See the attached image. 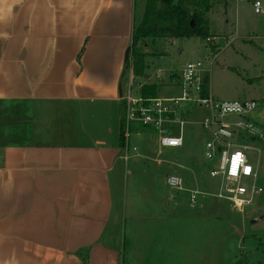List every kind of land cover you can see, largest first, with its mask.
<instances>
[{
	"label": "crops",
	"instance_id": "crops-1",
	"mask_svg": "<svg viewBox=\"0 0 264 264\" xmlns=\"http://www.w3.org/2000/svg\"><path fill=\"white\" fill-rule=\"evenodd\" d=\"M146 3L0 0V264H85L86 249L89 264H135L137 228L155 222L167 237L175 227L181 234L187 219H222V207L164 192L154 173L136 166L142 156L131 154L129 141L124 158L120 108L129 71L121 79ZM172 73L141 83L160 90L179 82L180 72ZM197 170L181 175L186 187L208 191ZM130 224L136 234L128 240ZM185 253L171 249V264Z\"/></svg>",
	"mask_w": 264,
	"mask_h": 264
},
{
	"label": "rangeland",
	"instance_id": "rangeland-1",
	"mask_svg": "<svg viewBox=\"0 0 264 264\" xmlns=\"http://www.w3.org/2000/svg\"><path fill=\"white\" fill-rule=\"evenodd\" d=\"M253 1L212 0L213 7L207 15L211 27L210 42L208 37L195 35L157 37L144 44L138 43V51L146 53V67L144 74L135 77L134 81L141 83L147 81L148 77L149 81H168L172 72L179 73L188 62L203 59L209 71L206 74L211 93L219 100H255L257 107L249 117L260 125L264 133V15L255 13ZM210 52L217 54L212 65L205 58ZM159 69L162 74L157 77ZM126 84L125 81V88ZM179 92L178 82L162 85L159 95L167 96ZM133 93L137 94L135 90ZM208 114L207 109L200 107L194 108L188 114L190 122L182 131L184 144L177 147L162 146L160 135L155 129L136 123H132L128 130L125 127L126 136L127 132L129 133L131 154L139 153L142 156L138 157L136 166L154 173L164 192L171 189L166 183L167 174L177 173L184 176L186 168L191 166L201 169V178L210 185L208 191L217 192L218 179L210 176V162L205 155L208 133L200 124V120ZM261 140L252 144L254 149L249 152L251 162L259 167L258 182L264 189V138ZM134 168L135 163L130 161L126 176L129 170ZM124 181L126 186L127 180ZM204 200L208 203V209L222 207V219H200L191 216V223L187 219L186 223L181 224V234L177 235L179 228L175 227L173 233L167 237L158 235V224L155 222L146 224L144 229L137 228L140 241L135 247L140 258L135 264H163V260L159 259L162 254L167 259L164 264H171L169 251L174 247L180 252H186V259H183L182 255L175 264H233L243 257L248 264H264V230H254V224L251 223L252 219L258 216L264 219V190L244 212L233 209L230 202L217 200L215 197ZM186 207L184 208L187 209ZM207 208L206 211L210 215ZM175 222L174 218L173 226ZM237 229L243 232V235H240ZM126 231L128 240L136 234L133 233L131 224ZM189 233L191 243L187 241ZM147 254L152 260L147 259Z\"/></svg>",
	"mask_w": 264,
	"mask_h": 264
},
{
	"label": "built area",
	"instance_id": "built-area-1",
	"mask_svg": "<svg viewBox=\"0 0 264 264\" xmlns=\"http://www.w3.org/2000/svg\"><path fill=\"white\" fill-rule=\"evenodd\" d=\"M252 4L255 13L264 15L263 0H254ZM207 39L211 41L210 37ZM216 55L210 52L205 58L212 65ZM129 59L132 63V56ZM131 63L129 89L122 95L127 130L132 123L140 124L155 129L160 135L162 146H182V131L190 122L188 114L196 107L207 109L209 113L200 124L208 133L205 155L210 162V176L218 179L217 192L188 189L184 178L177 173L166 176L167 185L175 191H187L192 206L199 203V197H215L217 200L230 202L233 209L244 212L264 190L258 182L259 167L253 165L249 152L254 149V140L264 138L263 129L249 117L257 107L256 101L217 99L211 93L206 74L209 71L203 59L188 62L182 68L178 94L145 97L141 92L144 84L134 81ZM161 74L162 71L156 73L157 77ZM205 85L208 90L206 93ZM134 90L137 94L133 93ZM128 135L127 132V144L123 147L126 160L130 158L127 152Z\"/></svg>",
	"mask_w": 264,
	"mask_h": 264
},
{
	"label": "trees",
	"instance_id": "trees-1",
	"mask_svg": "<svg viewBox=\"0 0 264 264\" xmlns=\"http://www.w3.org/2000/svg\"><path fill=\"white\" fill-rule=\"evenodd\" d=\"M212 0H147L146 8L142 21L134 27L132 35V45L129 55L126 59L125 71L130 70V59L132 56V67L134 75L144 74L146 63V53L138 51V43H146L149 39L155 40L157 37H191L203 36L209 37L210 21L207 17L212 9ZM194 21V25L191 21ZM177 72L172 73V78L177 77ZM160 84L146 83L142 86L141 92L145 97H157ZM204 93L207 86L205 85ZM121 130L120 145L125 147L127 137L125 131V116L123 104L120 108ZM263 244V242L261 241ZM79 254L84 257L85 264H89V250L80 251ZM233 264H248L243 257Z\"/></svg>",
	"mask_w": 264,
	"mask_h": 264
},
{
	"label": "water",
	"instance_id": "water-1",
	"mask_svg": "<svg viewBox=\"0 0 264 264\" xmlns=\"http://www.w3.org/2000/svg\"><path fill=\"white\" fill-rule=\"evenodd\" d=\"M191 24L194 25V21H193V20L191 21ZM130 51H131V50H130V48H129L128 51H127V53H126V56H127V57H128V55H129V52H130ZM127 57H126V59H127ZM124 75H125V73H123L121 81L123 80ZM252 224H254V225L252 226L254 230H263V229H264V220L254 221ZM237 230L239 231L240 235H242V232H241L239 229H237Z\"/></svg>",
	"mask_w": 264,
	"mask_h": 264
}]
</instances>
